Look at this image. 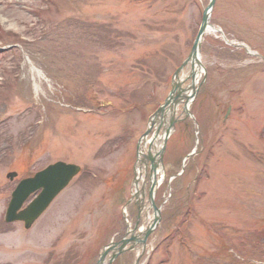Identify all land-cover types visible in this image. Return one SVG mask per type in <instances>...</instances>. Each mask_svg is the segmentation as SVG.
<instances>
[{
  "label": "rangeland",
  "instance_id": "374dc122",
  "mask_svg": "<svg viewBox=\"0 0 264 264\" xmlns=\"http://www.w3.org/2000/svg\"><path fill=\"white\" fill-rule=\"evenodd\" d=\"M207 3L0 0V264H95L126 220L133 224L135 201L127 219L122 210L138 143ZM211 15L221 32L202 41L204 70L189 106L199 123L188 149L194 162L170 166L186 172L157 197L172 213L140 264H264V0H216ZM177 107L176 122L186 118ZM57 160L86 172L29 229L5 223L14 184Z\"/></svg>",
  "mask_w": 264,
  "mask_h": 264
},
{
  "label": "water",
  "instance_id": "95a60500",
  "mask_svg": "<svg viewBox=\"0 0 264 264\" xmlns=\"http://www.w3.org/2000/svg\"><path fill=\"white\" fill-rule=\"evenodd\" d=\"M214 3L215 0H210L209 3L207 4V7L203 11L200 28L196 35L188 59L185 61L184 64H187L189 59L191 60L192 57L196 58L197 56V52H198L197 46L199 47V43L202 38V35L204 34L209 24V16H210L209 14L213 8ZM180 69L181 67H179L176 74ZM179 85H180L179 82H176L175 88H177ZM178 96L179 94H176L174 91L173 94L174 98H172L173 100L170 99L166 100L163 106L159 108L157 113L160 112L162 115H164L163 109L173 101L174 103L177 102L179 100ZM147 158L151 161L153 165L154 164L153 155L150 150L148 151ZM79 170L80 167L75 164H68L62 161H58L56 163L48 165L43 170L36 172L33 176L21 179L11 193V199L6 210L5 220L8 222L15 220H22L24 221V225L26 228L30 227L31 224L40 216V214L47 208V206L51 203V201L56 197V195L68 185L70 180L79 172ZM15 175H16L15 172L8 173V177H10V179H12ZM39 189L40 192L30 202V204L24 209H21L24 201L28 198V196ZM149 200L156 210V215L152 224L149 225L148 228H146V230L142 233L143 238L141 239V241L143 244H145L147 236L151 233V231L154 229V227L157 225L160 219L159 209H157L156 205L154 204L153 195L151 192L149 194ZM136 228L137 226L135 227V229ZM136 238L137 236L133 235L130 239H123L121 241V245L118 249V252H121L123 250L124 245L128 241L135 242ZM111 248L112 246L103 251V253L101 254L98 260V264H104L105 254ZM138 260L139 259H137L136 264H138Z\"/></svg>",
  "mask_w": 264,
  "mask_h": 264
},
{
  "label": "bare ground",
  "instance_id": "6f19581e",
  "mask_svg": "<svg viewBox=\"0 0 264 264\" xmlns=\"http://www.w3.org/2000/svg\"><path fill=\"white\" fill-rule=\"evenodd\" d=\"M209 31H214V29L212 27H210ZM198 56H199V58H201L200 55H198ZM197 61H198V59L196 60L195 58H192V60L189 61V65H192L193 70H194V74H195L194 83L198 82V80L200 78V75H201V72H202V69H203V67L201 68L200 67L201 65ZM165 110L168 111L166 117H172V114H176L177 111H178V109H177V107L175 105L168 106ZM157 121L158 120L155 119V121H154L155 125H156ZM164 138H165V134L162 133L159 136H157L156 138H154L152 140V142H151L152 143V148H153L152 152H153V155H154L155 162H157V166H156L155 169H151L150 170V177H151V181H153L154 177H157L158 178L157 184L162 182V180H164V179H162L164 171L162 170V167H161V165L158 162L159 151H160V148L162 146V142H163ZM142 139L143 140H141L140 143L138 144L139 145V147H138V161H137V166H136V169H135V178L137 179V185H135V189L136 190H139L140 184L144 183L146 181L145 180V175H146L147 170H148V168L145 166L143 161H144V157H145L146 148H147V146H148V144L150 142H149L148 138L143 137ZM125 174H126V171H124V175H123L124 179L127 178V176H125ZM73 179H74V177L72 178V180ZM72 180L69 182V184L72 182ZM120 180H121V178H119V183H120ZM59 193H58V195H59ZM124 208H125V206H124Z\"/></svg>",
  "mask_w": 264,
  "mask_h": 264
},
{
  "label": "trees",
  "instance_id": "16d2710c",
  "mask_svg": "<svg viewBox=\"0 0 264 264\" xmlns=\"http://www.w3.org/2000/svg\"><path fill=\"white\" fill-rule=\"evenodd\" d=\"M98 29H99V27H96V29H94V30L93 29H89V31H92V32L94 31V33H95L96 30H98Z\"/></svg>",
  "mask_w": 264,
  "mask_h": 264
}]
</instances>
